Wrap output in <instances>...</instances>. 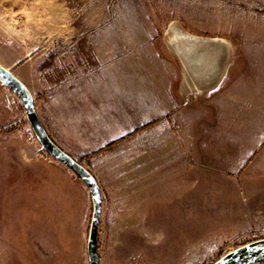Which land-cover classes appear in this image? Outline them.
Segmentation results:
<instances>
[{"label": "rangeland", "instance_id": "374dc122", "mask_svg": "<svg viewBox=\"0 0 264 264\" xmlns=\"http://www.w3.org/2000/svg\"><path fill=\"white\" fill-rule=\"evenodd\" d=\"M235 63L264 79V0H0V65L96 179L99 264H211L264 238V215H224L231 200L206 198L202 169L167 147L183 125L171 112ZM20 104L0 84V264H87L89 192L39 149Z\"/></svg>", "mask_w": 264, "mask_h": 264}, {"label": "crops", "instance_id": "0c3cea01", "mask_svg": "<svg viewBox=\"0 0 264 264\" xmlns=\"http://www.w3.org/2000/svg\"><path fill=\"white\" fill-rule=\"evenodd\" d=\"M223 66L214 81L209 78L211 85L184 103L185 111L171 112V118L183 125L177 130V142L169 141L167 147L169 151L183 150L185 159L192 161L185 164L190 171L193 166L202 169L204 185H211L206 198L216 205L231 200L227 206L221 205L224 215L246 218L247 205L259 218L264 215V181L259 180L264 178V79L257 75L255 82H247L241 78L244 66ZM207 74L203 76L209 77ZM192 104L201 109H194ZM197 120L201 123L197 124ZM7 167L11 172L15 168ZM29 196L24 191L18 197L25 202ZM258 200L263 202H250ZM17 222L21 223V219H14L12 225ZM13 256L9 263H32L20 255Z\"/></svg>", "mask_w": 264, "mask_h": 264}, {"label": "water", "instance_id": "95a60500", "mask_svg": "<svg viewBox=\"0 0 264 264\" xmlns=\"http://www.w3.org/2000/svg\"><path fill=\"white\" fill-rule=\"evenodd\" d=\"M0 84L10 89L15 97L20 101V106L26 115V121L31 128L35 139L38 141L39 149L47 154L48 157L64 165L72 175L77 177L88 190L90 202L92 203L91 220L89 221V232L86 238L85 253L87 264H99V255H97V223L100 213V190L97 186L96 179L87 171L85 167L72 159L68 154L58 148L52 139L48 137L42 126L39 116L33 108L34 101L29 90L13 75L9 70L0 65ZM264 262V238L247 242L234 248L211 264H257Z\"/></svg>", "mask_w": 264, "mask_h": 264}, {"label": "built area", "instance_id": "2783aa9c", "mask_svg": "<svg viewBox=\"0 0 264 264\" xmlns=\"http://www.w3.org/2000/svg\"><path fill=\"white\" fill-rule=\"evenodd\" d=\"M257 264H264V262H261V263H257Z\"/></svg>", "mask_w": 264, "mask_h": 264}, {"label": "trees", "instance_id": "16d2710c", "mask_svg": "<svg viewBox=\"0 0 264 264\" xmlns=\"http://www.w3.org/2000/svg\"><path fill=\"white\" fill-rule=\"evenodd\" d=\"M61 165V164H60ZM64 166V165H63Z\"/></svg>", "mask_w": 264, "mask_h": 264}]
</instances>
